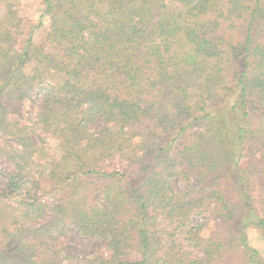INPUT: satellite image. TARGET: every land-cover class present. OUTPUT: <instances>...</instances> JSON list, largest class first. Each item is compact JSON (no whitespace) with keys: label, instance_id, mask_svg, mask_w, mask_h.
Returning <instances> with one entry per match:
<instances>
[{"label":"trees","instance_id":"1","mask_svg":"<svg viewBox=\"0 0 264 264\" xmlns=\"http://www.w3.org/2000/svg\"><path fill=\"white\" fill-rule=\"evenodd\" d=\"M42 4L0 0V264H264V0Z\"/></svg>","mask_w":264,"mask_h":264},{"label":"rangeland","instance_id":"2","mask_svg":"<svg viewBox=\"0 0 264 264\" xmlns=\"http://www.w3.org/2000/svg\"><path fill=\"white\" fill-rule=\"evenodd\" d=\"M43 9L44 7L42 4V0H21V5L19 7L20 14L32 21H38L41 19ZM45 21H46V24H48V20L45 19ZM25 111H27L28 117L33 118L35 107L27 103V105L25 106ZM49 145L51 147L50 153H51L52 159L59 158V152L57 151V142L55 140H50ZM113 165L117 169L125 168V166L123 167L122 164L119 163V161H113ZM43 168L46 170L49 169L45 166L44 167L42 166L39 169H43ZM4 183H5V174L3 170L0 169V186H2ZM177 184L180 189L184 188L183 181L178 180ZM42 185H43V188L40 190V194L43 197H45L46 202L52 203L53 198H52V195L50 194L51 189H52L50 181L45 180ZM259 187L255 194V200H256L257 207H259L260 210H263L264 208V183H262V185H260ZM94 199L97 203L103 204V202L101 201V194L99 192L95 195ZM253 231H255V233L259 236L260 240H264V231L251 227L247 231L249 242L251 239V233ZM59 244H60L62 255L67 254V255H71L74 257V260L73 259L71 260V262L73 263L76 261H82L80 260L81 259L80 257L83 256L82 252L89 253V255L92 254L93 256L105 253V246L102 243H100L96 239H92V238H89L83 235L76 229H70L66 236L61 237ZM251 245L257 248L264 257V246H254L252 243Z\"/></svg>","mask_w":264,"mask_h":264},{"label":"clouds","instance_id":"3","mask_svg":"<svg viewBox=\"0 0 264 264\" xmlns=\"http://www.w3.org/2000/svg\"><path fill=\"white\" fill-rule=\"evenodd\" d=\"M250 242L254 245V246H264V240H260L259 236L255 233V231H253L251 233V239Z\"/></svg>","mask_w":264,"mask_h":264}]
</instances>
